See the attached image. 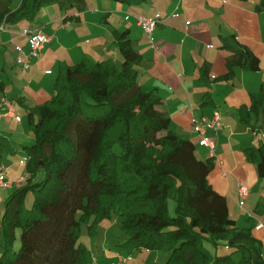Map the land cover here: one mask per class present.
Masks as SVG:
<instances>
[{
    "label": "trees",
    "instance_id": "trees-1",
    "mask_svg": "<svg viewBox=\"0 0 264 264\" xmlns=\"http://www.w3.org/2000/svg\"><path fill=\"white\" fill-rule=\"evenodd\" d=\"M117 1L132 6L147 0ZM83 3L21 0L14 10H0V26L34 21L49 5L67 11L82 9ZM114 43L121 65L87 58L64 66L52 99L29 111L35 140L24 147L29 177L5 201L0 264H93L90 249L78 242L82 224L96 236L113 213L127 235L121 253L167 252L165 264H264L255 225L238 228L227 198L209 181L215 160L200 159L196 145L170 129V117L158 110L157 90H142L136 69L141 57L128 33L116 34ZM225 46L232 52L226 77L235 67L259 70V59L235 38ZM238 115L247 125L264 123V87ZM11 151L10 141L0 135V155ZM244 153L264 178V145ZM257 210L263 214L264 203ZM221 244L229 254H218ZM234 254L240 255L238 262Z\"/></svg>",
    "mask_w": 264,
    "mask_h": 264
},
{
    "label": "crops",
    "instance_id": "crops-1",
    "mask_svg": "<svg viewBox=\"0 0 264 264\" xmlns=\"http://www.w3.org/2000/svg\"><path fill=\"white\" fill-rule=\"evenodd\" d=\"M83 4L82 9L73 8L68 14L69 10L62 11L58 6V12L52 11L44 22L28 28L43 27L50 39L40 58L29 59L30 69H23L16 61L17 46L23 47V53L29 52L28 40L22 36L24 30L20 32L16 23H4V29H0V81L4 83L0 99L6 97L21 117L18 122L5 116L6 107H0V135L14 148L0 155V174L13 183L10 188H0V226L6 199L29 177L23 163L24 147L35 141L29 111L52 99L62 67L87 58L94 62L112 59L121 65L123 57L114 41L116 34L128 33L141 57L136 66L140 87L145 92L158 91L162 99L158 110L170 117V129L191 140L202 160L211 156L199 145L193 119L220 112L223 130L218 135L208 132L216 143L215 168L209 181L227 198L230 217L238 228L255 225L253 234L263 244L264 258V213L257 210L264 203V178L244 153L245 149L264 145V123L247 125L238 115L242 106H250L251 96L264 87L261 0H147L132 6L117 0H84ZM158 12L161 21L149 37L137 24V18L155 17ZM75 13L77 17H73ZM64 18L72 22L71 26L65 25ZM234 38L259 59V70L235 67L234 74L226 77L232 52L225 43ZM239 185L250 191L243 206ZM260 225L263 227L258 228ZM102 242L101 252L93 250V264L120 263L119 255L124 253L107 249L105 238ZM1 252L0 230V255ZM151 256L161 255H148ZM126 264L136 263L131 257Z\"/></svg>",
    "mask_w": 264,
    "mask_h": 264
},
{
    "label": "built area",
    "instance_id": "built-area-1",
    "mask_svg": "<svg viewBox=\"0 0 264 264\" xmlns=\"http://www.w3.org/2000/svg\"><path fill=\"white\" fill-rule=\"evenodd\" d=\"M78 13L73 14V17H77ZM161 14L158 12L155 17H138L137 24L142 28L146 35L152 37L156 27L161 21ZM66 21V26H71L72 22L67 21V18H64ZM5 23V22H4ZM4 23L0 26V29H4ZM22 36L26 37L29 44V52L23 53V47L17 46L16 51L18 52L17 56V64L23 69H30L31 63L29 61L30 58L38 59L41 57V54L46 47V45L50 42V39L46 36L43 31V27H36L34 29H25L22 32ZM50 73V72H49ZM6 107L7 112L5 116L13 117L18 122H21V117L18 116L14 110L12 103L6 98L2 97L0 99V107ZM193 127L195 131L198 133L199 145L206 148L209 152L211 158L215 157L216 151V143L214 138L208 134L209 131L218 135L224 128L222 116L220 112H215L212 117L203 116L201 118L193 119ZM27 158L24 160V164H26ZM21 179L20 181H23ZM13 183L11 181H7L3 178V174H0V188H10ZM250 191L247 187L239 185V196H240V204L244 205L245 200L248 198ZM263 227V225L258 226V228ZM120 263L126 264L127 259L122 256H119ZM120 263H112V264H120Z\"/></svg>",
    "mask_w": 264,
    "mask_h": 264
},
{
    "label": "rangeland",
    "instance_id": "rangeland-1",
    "mask_svg": "<svg viewBox=\"0 0 264 264\" xmlns=\"http://www.w3.org/2000/svg\"><path fill=\"white\" fill-rule=\"evenodd\" d=\"M10 0H0V10L5 9L6 7L11 8V10H14L21 2V0H12V4H9ZM58 5H50L43 8L36 19L34 21H28V20H21L18 23H16V27L22 32L25 29L31 28L32 26H37L41 22H44L47 19V14H51L52 11L58 12ZM72 9H70L67 13H72ZM63 16V14L61 15ZM14 25V26H15ZM32 199H30L31 204ZM170 210L172 214H174L175 210V203L172 201L170 204ZM79 219L81 218V215L79 216ZM82 235L79 238V244H84L90 251L93 253L101 252L102 251V238H105L107 240V249L112 250L115 253L122 252L121 251V245L124 243L125 238H127L126 233L121 228V219L117 213H113L111 218H107L104 221H102L99 224L98 228V235L91 236L89 232L87 231V225L82 224ZM206 246L213 252H215L214 247L206 243ZM92 248V249H91ZM19 249V241H17V250ZM218 254L219 255H227L230 253V250L228 249V246L226 244H222L218 247ZM159 253L161 256H151L148 257L151 253ZM132 255V256H131ZM158 255V254H157ZM124 257L127 258V261L130 260L132 257V261L136 264H165L166 261L169 258V253L167 252H159V251H150V250H135L132 254H124ZM233 260L235 262L239 261L240 255L234 254L232 256Z\"/></svg>",
    "mask_w": 264,
    "mask_h": 264
}]
</instances>
